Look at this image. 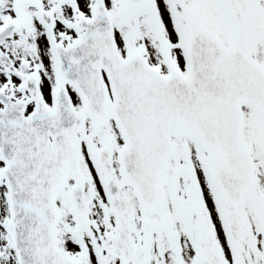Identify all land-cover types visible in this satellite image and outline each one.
Listing matches in <instances>:
<instances>
[{"label":"snow or ice","instance_id":"1","mask_svg":"<svg viewBox=\"0 0 264 264\" xmlns=\"http://www.w3.org/2000/svg\"><path fill=\"white\" fill-rule=\"evenodd\" d=\"M0 264H264V0H0Z\"/></svg>","mask_w":264,"mask_h":264}]
</instances>
